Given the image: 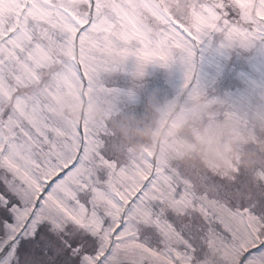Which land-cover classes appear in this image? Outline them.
<instances>
[{
	"label": "snow or ice",
	"instance_id": "obj_1",
	"mask_svg": "<svg viewBox=\"0 0 264 264\" xmlns=\"http://www.w3.org/2000/svg\"><path fill=\"white\" fill-rule=\"evenodd\" d=\"M149 66L163 83L148 85ZM256 77L264 0H139L131 13L125 0H0V264H195L205 252L264 264V165L218 180L29 95L79 90L139 114L151 93L234 103Z\"/></svg>",
	"mask_w": 264,
	"mask_h": 264
},
{
	"label": "rangeland",
	"instance_id": "obj_2",
	"mask_svg": "<svg viewBox=\"0 0 264 264\" xmlns=\"http://www.w3.org/2000/svg\"><path fill=\"white\" fill-rule=\"evenodd\" d=\"M138 2L125 0L129 13L135 11ZM165 3L166 0H151L154 8H160ZM164 79L165 70L148 67L145 80L150 87L163 83ZM99 80L97 76L93 82ZM125 83L126 78L122 74L117 77V86ZM154 94L147 95L145 99L150 109L143 103L141 124L144 133L152 129L156 131L155 119L160 128L157 136L162 143L157 147L154 145L147 153L130 150L133 153L159 156L165 163L178 166L182 163L183 168L195 170L198 164L190 162L200 158L205 164L202 167L204 173L208 172L209 167L219 168L222 165L228 176L224 181L232 179L237 166L244 169L243 161L246 163L247 160L243 158L245 145L250 149L256 147V153L260 152L261 157H264V80L254 78L247 94L234 103L221 101L208 104L181 98L170 92ZM29 95L60 121L78 122L82 117L89 121H103L104 117L113 115V102L107 96H90L79 90L51 95L46 88L40 87L30 88ZM154 96L159 97V100L152 103ZM193 150H197V153L189 160ZM209 255H220L221 264H237L234 256L224 252H205L201 257L208 258ZM160 264H172V261L164 259ZM182 264H188V260L185 258ZM195 264L207 263L197 258Z\"/></svg>",
	"mask_w": 264,
	"mask_h": 264
},
{
	"label": "trees",
	"instance_id": "obj_3",
	"mask_svg": "<svg viewBox=\"0 0 264 264\" xmlns=\"http://www.w3.org/2000/svg\"><path fill=\"white\" fill-rule=\"evenodd\" d=\"M159 97L155 96L152 98V103L156 102ZM144 105H147V101L145 100ZM143 108V106H142ZM142 108L139 114H113L111 116L104 117L105 119H110L111 127L116 136L120 139L123 145L126 148L133 149L139 148L140 142H143V139L149 140L151 142L152 135L154 134L153 129L149 133H143L142 121L143 116ZM149 108V106H148ZM146 109V108H145ZM150 109V108H149ZM156 124V120L154 119V125ZM258 159V158H256ZM251 161V160H250ZM259 166H254L253 169L249 172L254 171ZM221 256L219 255L216 261L220 260ZM215 262V261H214Z\"/></svg>",
	"mask_w": 264,
	"mask_h": 264
}]
</instances>
